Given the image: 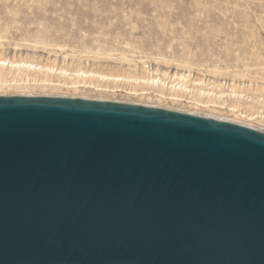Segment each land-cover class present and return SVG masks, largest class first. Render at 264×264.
I'll list each match as a JSON object with an SVG mask.
<instances>
[{"label":"water","instance_id":"95a60500","mask_svg":"<svg viewBox=\"0 0 264 264\" xmlns=\"http://www.w3.org/2000/svg\"><path fill=\"white\" fill-rule=\"evenodd\" d=\"M0 264H264V133L0 97Z\"/></svg>","mask_w":264,"mask_h":264},{"label":"rangeland","instance_id":"374dc122","mask_svg":"<svg viewBox=\"0 0 264 264\" xmlns=\"http://www.w3.org/2000/svg\"><path fill=\"white\" fill-rule=\"evenodd\" d=\"M0 58L26 60L54 70L28 74L7 69L1 72L6 80L81 81L55 73L65 66L72 73L81 68L138 79L87 78V85L116 92L80 89L76 94L112 101L141 102L126 94L132 90L156 93L142 76L186 74L210 92L201 96L204 101L261 112L264 0H0ZM170 81L166 80V91ZM231 88L235 95H229ZM220 90L223 96L211 95ZM35 92L41 95L43 91L37 86ZM8 93L16 95L13 90ZM50 93L58 94L56 90ZM182 98L196 99L197 94L187 91ZM211 109L212 113L224 111ZM258 126L264 132V125Z\"/></svg>","mask_w":264,"mask_h":264},{"label":"bare ground","instance_id":"6f19581e","mask_svg":"<svg viewBox=\"0 0 264 264\" xmlns=\"http://www.w3.org/2000/svg\"><path fill=\"white\" fill-rule=\"evenodd\" d=\"M10 69L23 72V73H33L37 74L38 72L43 71H50L51 73L54 72L52 69H45V66H40L37 63L29 62L26 60L14 61V60H7L0 58V97L9 96H22V97H58V98H72V99H83V100H94V101H101V102H114V103H121V104H131V105H139L151 108H159L164 110H169L173 112H180L185 114H190L194 116H200L204 118H209L212 120H218L228 123H233L237 125H241L247 128H251L257 130L259 132H263V129L257 125H264V109L261 112L259 111H243L237 107H223L221 105H214L216 103L213 100H206L204 101L201 96L208 94L207 89L203 88L202 82H194L190 81L189 76L186 74H173L170 77L166 73L158 74L157 72L155 75L142 76L144 83L152 86L153 88L157 89V92L153 91L152 93L144 92V91H137L132 90L128 91L126 94L130 96H136L142 99L141 102L139 101H117V100H110L107 98H90L86 97L85 95H76L80 89H92L95 92L100 93H114L116 91L109 89V87H102L101 85L91 86L87 85L85 79L87 78H94L96 80H128L131 79L129 77H113L111 75H106L103 72H89L82 70L81 68L76 69L73 73L71 70L67 69V67L57 68L55 73L59 77L67 76V77H77L81 81H77L76 83H67L64 82L63 84L59 83H52L48 82L50 80H39L35 78L26 77L24 79L21 78H13L10 80L2 79L1 72L3 70ZM170 78V82L168 84L169 88L166 91L164 85H166V80ZM132 81H137L138 79H131ZM80 83V84H79ZM190 85V86H189ZM39 86L40 90H42V94H35V87ZM193 87V88H190ZM212 87H219L218 85H214ZM63 89H66V92H62ZM13 90L15 92V96L9 95L8 92ZM50 90H56L58 92L57 95H53L50 93ZM73 91L74 93H71ZM191 91L197 94L196 99L187 100L182 98L183 93ZM70 92V93H69ZM207 92V93H206ZM220 93L211 94L216 96H223L221 90ZM231 93L229 95H235L233 88H231ZM210 94V92H209ZM208 94V95H209ZM219 94V95H217ZM151 95L150 97H147ZM263 102V101H262ZM213 104V105H211ZM211 108L224 110V111H215L212 113ZM264 133V132H263Z\"/></svg>","mask_w":264,"mask_h":264}]
</instances>
